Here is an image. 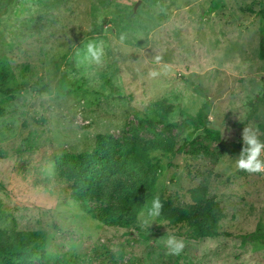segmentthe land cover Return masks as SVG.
Listing matches in <instances>:
<instances>
[{
    "label": "rangeland",
    "instance_id": "rangeland-1",
    "mask_svg": "<svg viewBox=\"0 0 264 264\" xmlns=\"http://www.w3.org/2000/svg\"><path fill=\"white\" fill-rule=\"evenodd\" d=\"M137 1L0 0L1 226L35 234L7 256L32 264H264V242L244 237L264 233V172L235 168L243 127L259 129L264 141V0H140L133 11ZM90 40L105 45L100 69L77 56ZM100 133L181 147L151 153L155 190L146 202L156 196L164 209L179 207L203 186L224 214L219 233L193 240L182 224L156 218L147 227L139 217L129 228L107 227L82 212L51 181L55 160L90 152ZM168 234L184 240L179 256L167 254Z\"/></svg>",
    "mask_w": 264,
    "mask_h": 264
},
{
    "label": "trees",
    "instance_id": "trees-1",
    "mask_svg": "<svg viewBox=\"0 0 264 264\" xmlns=\"http://www.w3.org/2000/svg\"><path fill=\"white\" fill-rule=\"evenodd\" d=\"M200 111L201 108L198 113ZM205 135L216 139L208 130H205ZM199 138L198 135L193 141ZM180 150L181 147L175 151L171 141L145 142L135 133L123 142L100 133L96 135L90 152L67 153L57 158L51 181L62 183L63 189L70 193L79 209L97 223L107 227L129 228L136 223L139 208L155 190L153 173L157 165L152 161L151 153L172 154ZM204 154L218 157L210 150ZM95 164L97 167L92 171ZM189 194L190 202L179 207L162 208L158 222L172 226L182 224L185 227L183 235L193 240L217 235L219 221L224 216L219 204L207 199L203 186L191 188ZM5 217L6 211L0 201V264H32L24 258L13 260L7 256L20 246L30 247L35 234L3 228L1 222ZM244 237L264 242V233L250 232Z\"/></svg>",
    "mask_w": 264,
    "mask_h": 264
},
{
    "label": "clouds",
    "instance_id": "clouds-1",
    "mask_svg": "<svg viewBox=\"0 0 264 264\" xmlns=\"http://www.w3.org/2000/svg\"><path fill=\"white\" fill-rule=\"evenodd\" d=\"M124 34L119 36V41L123 43ZM77 56L81 63L87 67H95L100 69L105 64L106 51L103 41L90 40L82 49H77ZM154 62L159 64L162 60L160 56L153 58ZM164 71L167 67L164 66ZM161 73L156 70H150L148 75L152 78L159 76ZM259 129L253 127H243L241 133L242 147L239 155L235 159V168L248 173L264 172V159L261 154L264 153V141L258 135ZM162 203L159 197L154 196L150 202H145L138 211L141 225L147 226L161 216ZM167 254L179 256L184 250L185 243L182 238L175 234H168L161 237Z\"/></svg>",
    "mask_w": 264,
    "mask_h": 264
},
{
    "label": "water",
    "instance_id": "water-1",
    "mask_svg": "<svg viewBox=\"0 0 264 264\" xmlns=\"http://www.w3.org/2000/svg\"><path fill=\"white\" fill-rule=\"evenodd\" d=\"M140 3V0H138L135 4H134V6H133V11H135L136 10V7H137V5Z\"/></svg>",
    "mask_w": 264,
    "mask_h": 264
}]
</instances>
